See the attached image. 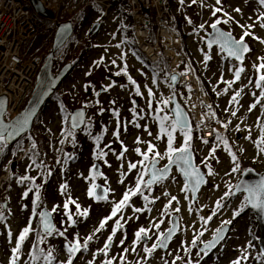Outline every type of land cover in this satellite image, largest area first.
Masks as SVG:
<instances>
[{
	"label": "rangeland",
	"instance_id": "rangeland-1",
	"mask_svg": "<svg viewBox=\"0 0 264 264\" xmlns=\"http://www.w3.org/2000/svg\"><path fill=\"white\" fill-rule=\"evenodd\" d=\"M169 2L177 16L183 48L194 68V76L199 79L201 92L212 98L213 109H207L208 114L215 113L214 117L211 115L212 121L217 118L222 125H228L227 128L223 126L222 136L228 140L229 146L237 155L240 171H231L234 164L223 143L217 144L213 135V139L205 144L202 133L196 131L192 133L191 150L195 166L203 170L207 182L195 199H192L189 191H184L185 181L181 174L173 169L166 180L157 182L150 189L144 188L142 184L143 195L138 193L131 196L121 212L108 220L99 232L95 231L100 223L111 215L112 208L123 199L124 193L135 188L141 173L146 183L147 167L155 152L160 153L162 157L159 158L158 168L168 163L167 136L160 133L158 117L172 118V94L164 75L154 72L129 46L126 36L129 24L122 13L116 11L114 18H108L110 26L95 37H90L87 26L96 12L87 8L86 16L79 25L76 38L69 44L65 58L71 62L76 61L77 68L58 88L61 102L50 100L37 122L38 133L43 138L42 147L36 138L32 141L26 135L21 143L15 145V152H9L2 159L0 212L3 213L4 219L0 220V264H11V250L25 227H29L30 231L18 253V264H45L43 259L32 260L35 252L33 245L37 244L39 249L45 251L53 249L55 257L52 264H67L69 256L66 244L79 240L82 245L89 236L93 239L88 242V250L72 257V264H106L109 259L113 260V264H172L176 252L182 258L176 260V264H187L188 260H191L192 264H232L245 249L249 258L243 261V264H261V261L256 259L260 254L259 233L253 213L245 207L244 211L233 219V213L245 203L242 193L225 198L224 207L207 225L200 217L207 218L212 214L216 202L224 193L233 191L244 169L252 168L260 174L264 173V154L258 153L254 144V141L260 138L259 123L264 121V101L256 109L248 110L260 94V90L255 88V81L260 74H264V71L258 73L254 67L264 62V29L259 27L258 20L264 12V6L259 5L258 0H222L223 10L233 17L234 21L218 26L239 39L244 31L239 25L254 24L250 30L252 35L245 37L250 52L245 61L239 64L227 59L219 49L208 48L204 44L211 24L217 19H226L222 12H218L216 16L212 15L213 7H220L216 5V0H203V5L199 0L195 4L192 0H184L183 5L179 0ZM120 4L123 15L129 16L130 10L126 2L121 0ZM236 8L241 9V12L234 11ZM60 22H65V19H60ZM201 24L204 25L203 28H200ZM84 40L83 44L77 45ZM205 55L211 57L206 64ZM101 58L102 63L97 64ZM113 60L115 64L112 63ZM125 67L127 75L124 72L119 76L115 75ZM238 67H243L245 71L241 74V79L229 88L226 81L235 80L234 71ZM129 77L135 84L131 83ZM137 88L139 95L136 93ZM149 89L153 93L151 97L148 95ZM241 90L239 104H230L232 95ZM253 93H256V96H253ZM177 96L180 103L185 105L182 95ZM166 100L169 102L163 103ZM76 108L86 110L87 128L78 134L72 132L71 136H66L65 133L71 131L68 126L70 111ZM232 111H237L235 117L231 116ZM170 122L171 120L166 123ZM237 125L240 126V131L236 130ZM249 133L251 139H245ZM96 137H100L99 141ZM174 137L173 147H181L184 143L182 133L177 130ZM149 145L153 147V152H149ZM214 146L215 158L208 159V163L211 164L215 175L208 176L205 159L209 157ZM137 148L140 149L139 152L136 151ZM101 151L105 154L97 159ZM145 156L148 157L147 160ZM93 162L100 165L99 176L90 170ZM37 164L41 166L37 167ZM129 164H136L137 167L129 169ZM24 176H28L29 180L21 183L20 180ZM97 184L104 188L105 200H97L93 195H89V190H93V185ZM62 185L67 186L66 190L61 188ZM37 186L41 196L38 206L34 204ZM24 193L28 194L25 196ZM144 196L152 202L147 205L151 210L134 212V208H145ZM172 196L177 198L176 201H171ZM69 200L75 203H69L65 209L64 204ZM76 204L80 205L81 212L87 210L88 215H78ZM42 208L51 213L57 231L47 237L43 236L40 229L39 213ZM69 215L72 220L68 219ZM174 216L177 218V232L168 248L165 251L157 248L148 256L143 249L151 248L152 244L158 242L160 233H165L171 227L170 220ZM118 219L123 228L117 230L112 246L105 255L100 249L112 234ZM225 220H232L227 227L225 238L216 249L204 255L199 251V247L213 239L215 230ZM141 227L148 232L146 245L142 241H135V233ZM200 231H203L204 235L199 236L197 245L193 246L191 241ZM59 232L64 235H59ZM122 239L123 245L120 244ZM133 247L136 251H132ZM125 248L128 249L127 253L124 252ZM121 254L124 256L123 261L120 259Z\"/></svg>",
	"mask_w": 264,
	"mask_h": 264
},
{
	"label": "snow or ice",
	"instance_id": "snow-or-ice-1",
	"mask_svg": "<svg viewBox=\"0 0 264 264\" xmlns=\"http://www.w3.org/2000/svg\"><path fill=\"white\" fill-rule=\"evenodd\" d=\"M179 2L181 5L184 4V0H179ZM197 2H198V0H192V3H194V4ZM199 2L201 3V5H203V0H199ZM258 2H259V5L264 6V0H258ZM216 5H220V7H213L212 15L216 16V14L218 12H222L223 16L226 17V19H224V20L217 19L214 23L211 24V28L213 29V33H214L215 38L213 40L208 41V47L211 48L213 43L219 44L220 50L222 52H226L228 57L234 58L236 61L243 63L244 58H245V53L250 51L248 44L245 42V37L252 35L250 30L254 27V24L239 25L242 29H244L243 35L239 39H235L231 32H223V31H220L218 29L217 26L219 24H221V23L227 24V23L233 22L234 18L231 17L226 11L223 10L222 0H216ZM234 11H236L237 13H240L241 9L236 8V9H234ZM258 20H259V27L264 29V12H262L260 14V16L258 17ZM189 23H191L190 20H189ZM236 23L238 24L239 22L236 21ZM203 27H204V25L201 24L200 28H203ZM117 47H119V45H117ZM210 58L211 57H209L208 55H205V57H204L205 64L207 63V61ZM102 61H103V58H101V61H97L96 63L99 64V63H102ZM112 63L115 64V60H113ZM254 67L256 68V71L258 73H260L261 71H264V62L260 63L259 65H254ZM244 71H245V69L243 67L235 68V71H234L235 80L234 81H226L229 88H231L233 83H235L236 81H239L241 79V74ZM121 72H124V74L127 75L126 67L124 69H121V71H118L117 73H115V75L119 76L121 74ZM180 75H184V73H181ZM170 79L172 82H175L177 77H176V75H173V76H171ZM129 80L131 81V83L135 84V81H132L131 77H129ZM153 82L155 83V81H153ZM250 83H251V81H250ZM255 88L260 90V94L256 98L255 102L250 104L249 109H248L249 111L256 109L257 106L262 105V101H264V74H260L258 79L255 81ZM225 91H227V89H225ZM241 92H242V90L235 92V94L232 95L229 103L232 105H238L239 104V98L241 97ZM136 93H137V95H139V88H137ZM97 95H99V93H97ZM148 95L150 97L153 95L151 89L148 90ZM253 96H256V93H253ZM168 102L169 101H167V100L163 101V103H165V104H167ZM205 107H207L209 110H211V105H206ZM262 109H264V105H262ZM226 111H227V109H226ZM175 112H176V114H175L174 118H170L168 116L158 117L159 123H160V133H161V135L167 136V153H166V155L168 157V165H166L164 168H157L156 165L159 162V158H162V157H160V153L155 152L154 157L150 162V168H149V171L151 173V178L149 180H147V182L145 183L144 179H143V173H141L140 177L137 179L135 188L129 189L127 192L124 193L123 199H121L118 203H116L114 205V207L112 208L111 215L109 217L105 218L100 223L99 228H97L95 231L99 232L101 229H103L105 227V224L107 223L108 220H111L113 217H115L117 215V213L121 212L122 209L127 206L128 201L130 200L131 196H135L138 193L143 195V189L141 187L142 184H143L144 188L150 189L153 184L165 179V177L168 174L170 165H173V164L176 165V167L179 168L181 173L183 174V176L185 178L184 191H186V192L190 191L193 193V195H195V193L200 189L201 185L205 183V179H204L205 174L202 173L200 171V169L193 164L192 151H191L192 130L189 127L187 119L184 116V114L181 112L178 105L175 109ZM117 115H118V113H117ZM211 115L214 117L215 113H211ZM236 115H237V111L231 112L232 117H235ZM83 116H84V113L81 111V112H78L74 117H72L71 128L73 130L76 129L80 124L85 123V121L83 120ZM28 119H29V116L26 115L22 121H17V123L15 125H10L8 127L0 128V154H2L4 149L7 147L8 140L11 138H14L15 136L19 135L21 131H23V129L26 127V125L28 123ZM66 119H67V117H66ZM169 120H171V122L166 123ZM229 123H230V121H229ZM136 126L139 127V125H136ZM223 126L225 128H227L228 125L225 124ZM259 128H260V138L256 141H254V144L258 150V153L264 154V121H261L259 123ZM177 130H179L182 133V135L184 136V143L181 147H178V148L173 147V143H174V139H175L174 133ZM236 130L240 131L239 125H237ZM72 134H73L72 131H68L67 133H65L66 136H71ZM116 135H118V132L116 133ZM96 139H97V141H99L100 137H96ZM215 139L217 141V144L223 143L224 149L230 155L231 160L234 164V167L231 169V171L233 173L240 171V164L237 160V155L232 151V148L229 146L228 140L225 139L219 133L216 134ZM245 139H249V140L251 139L250 133H249V136L245 137ZM61 143H63V141H61ZM203 143L208 144L209 142L207 140H204ZM33 148H35V144H33ZM148 150H149V152L154 151L153 147L151 145H149ZM136 151L139 152L140 149L137 148ZM240 151H243V149H240ZM215 152H216V147L214 146V147H212V149L209 153V157L205 159V165L208 168V171H207L208 176L215 175L211 164L208 163V159L215 158ZM104 154L105 153L102 151L99 152L97 159L102 157ZM147 159H148V157L145 156V160H147ZM217 162H219V161L217 160ZM34 163H35V161H34ZM36 166L40 167L41 165L37 164ZM128 167H129V169H135L137 167V165L136 164H129ZM48 174L50 175L51 173H48ZM28 180H29V177L24 176L21 178L20 182L23 183L24 181H28ZM122 182L123 181H121V183ZM95 187H96V185H93V189ZM236 187H237V189L243 188V190L248 193V196L245 198V203L240 206L239 210H237L233 213V219H235V217L239 216L241 214V212L244 211L245 207H247L248 205H251L253 208L259 209L261 212H264V178H262L261 181L255 185H244V186L237 185ZM61 188L66 190L67 186L62 185ZM31 190L32 189L30 186L29 191H31ZM27 194L28 193H24L25 196ZM89 195L90 196L95 195V193L92 189L89 190ZM165 195H167V193H165ZM232 195H235V193L231 192V191L225 192L224 196L221 197V199L216 202V205L212 211V214L209 215L207 218L201 216L200 217L201 221H203V223L205 225H207V223L209 221H211L214 216L217 215V212L221 208L224 207L223 201L225 200V198L232 196ZM99 198L105 199L106 197L100 196ZM143 199L145 201V208L144 209L134 208L133 209L134 212H141L143 210H147V211L151 210L150 208L147 207V205L149 203H152V202L149 201V198L147 196H144ZM176 199L177 198L175 196L171 197V201H176ZM40 200H41L40 191H39V187L37 186L36 198H35L34 204H36L38 206ZM69 203H75V202L71 201V200L66 202L64 204L65 209L68 208ZM177 203H178V201H177ZM55 210L56 209L54 208L53 211H55ZM76 210H77V214L80 216H87L88 215L87 210H84L83 212L80 211V205L79 204H76ZM176 211L178 212L179 208H177ZM189 211H191V209H189ZM39 215H40L41 221L44 225L43 236L47 237V236L52 235L56 230L54 229V227L51 223V220L49 219L50 214L47 212H41V213H39ZM3 219H4V215L2 212H0V220H3ZM68 219L72 220V216L69 215ZM73 223H75V221H73ZM231 223H232V220L223 221L221 223L220 227H218L215 230L216 234L213 237V239L211 241L205 243L203 245V247L200 249V252L203 253L204 255H207L208 251L210 249L214 248L216 246L217 242L224 239V236L221 235V233H223L224 230ZM154 226L158 227V225H154ZM122 228H123V224H121L119 219L116 220L115 221V227L112 229V234L108 237L107 242L104 244L103 248L100 249V252L107 255L108 250L112 246L113 237L116 235L117 230L122 229ZM29 231H30V228L25 227L23 229V231L19 234V237H18V240L16 241L15 247H13L11 250L12 251L11 264H16L17 259H19L18 253L20 252L21 246L24 243ZM175 231H176V226L174 224L173 227L169 228L166 233H164V232L160 233V237H159L157 243L152 244L151 248L145 247L143 249V251L148 256H151V254L157 248H167L168 242L172 238ZM58 234L61 236L64 235L63 232H59ZM8 235H9V238H11L10 232L8 233ZM203 235H204V232L200 231L198 236L191 241L192 245L196 246L198 243L199 236H203ZM147 238H148V232L143 227H141L135 233V241H142V240H145ZM92 239H93V237L89 236L86 240H84L82 245H81L79 240H77L75 242H69L68 244H66L65 248H66V251H67L68 256H69V259L67 260V264H72V257H74L78 252L87 251L88 250V242ZM120 244L121 245L124 244L123 239L120 241ZM33 248L35 249V252L32 255L33 261H38L40 259H43L45 261V264H52V260L54 259L53 249L49 248L47 251H45L43 249H39L38 244L33 245ZM132 251H136L135 247L132 248ZM124 252L127 253L128 249L125 248ZM185 252L187 254V250H185ZM248 258L249 257L247 254V250L245 249V251L241 253V256L236 261H233L232 264H243V261H246ZM120 259L123 261V259H124L123 254H121ZM179 259H182V258L180 256H177L172 261V264H176V260H179ZM256 259L261 261V264H264V252H261L256 257ZM106 264H113V260L112 259L107 260ZM137 264H139V262H137ZM165 264H167V262H165ZM187 264H192V261L188 260Z\"/></svg>",
	"mask_w": 264,
	"mask_h": 264
},
{
	"label": "built area",
	"instance_id": "built-area-1",
	"mask_svg": "<svg viewBox=\"0 0 264 264\" xmlns=\"http://www.w3.org/2000/svg\"><path fill=\"white\" fill-rule=\"evenodd\" d=\"M43 7L52 14L48 23H44L30 8V0H0V96L6 98V115L13 116L21 108L27 92L33 83V77L48 49L54 25L60 16L75 13L88 3L103 9L108 16L112 1L115 0H41ZM130 10V21L134 41L139 50L150 62H155L163 52L168 58L170 74L179 76L178 86L181 91L190 89L186 97L189 108L194 101L199 112L204 111V101L200 97L194 71L181 50V39L174 30V16L168 0H125ZM152 10L157 18L154 42L149 43V20L146 16ZM166 32L171 38L167 45L163 38ZM184 68L188 71H185ZM184 73V75H180ZM208 109V108H207ZM191 112V111H190ZM206 123H202V132L209 135L211 116L204 113ZM216 127V126H215Z\"/></svg>",
	"mask_w": 264,
	"mask_h": 264
},
{
	"label": "water",
	"instance_id": "water-1",
	"mask_svg": "<svg viewBox=\"0 0 264 264\" xmlns=\"http://www.w3.org/2000/svg\"><path fill=\"white\" fill-rule=\"evenodd\" d=\"M31 5L33 8V11L39 17L50 18L51 14L44 10V8H43V6L39 0H31ZM217 27L220 31L227 32V31L223 30L220 26H217ZM97 30H98V24H94L89 31L90 35H92V36L95 35ZM72 32H73V27H72V24L70 21L60 23L57 25L56 30L54 32L51 49L46 54V56L44 57V60H43L41 66H40V68H39V70L35 76L34 85L31 89L30 95H29L23 109L17 115H15L13 118H11L8 121L4 120V114H5V110H6V98L4 96L0 97V128L8 127L10 125H15L17 123V121H22L26 115L29 116L28 123H27L26 127L23 129V131L20 132L19 135L15 136L14 138L9 139L7 146L13 145L22 136H24L25 134H27L31 131L32 124H33L36 116L40 113V111L43 110L46 103L49 101V99L51 98L53 93L56 91V89L61 85V83L72 72L73 67H72L71 63H67V64L63 65L56 74H53V71H52L53 58H54L55 52L57 50H59L66 43V41L72 35ZM214 38L215 37H214L213 29L210 28V31L206 34L205 39H204V43L206 44L207 47H208V41L213 40ZM212 47H217L218 49H220L219 44H216V43H213ZM222 53H224L227 56L226 52H222ZM248 53L249 52L245 53V56ZM228 58L231 60H234L235 62H237L239 64H241V62L236 61L234 58H230V57H228ZM244 60H245V58H244ZM171 76H173V75H171ZM171 76H170V78H171ZM175 83H176V81L172 82L170 79V85L172 88L174 87ZM177 105L179 106L181 112L186 117L188 125L192 130V125H191L189 115L187 114V112L185 111L183 106L178 102L177 97L175 95H173L171 100H170V113L172 115V118H174V116L176 114L175 109H176ZM81 111L84 113L83 120L85 121V119H86L85 109L76 108L70 112L68 124H69V128L73 132L80 130L84 126V123H82L74 130L71 128L72 117H74L78 112H81ZM192 158H193V164L195 165L193 153H192ZM156 167H157V165H156ZM173 167H175L176 170L183 176L180 169L177 168L176 165L173 164V165L169 166V171H168V174L165 177V179L169 176L171 169ZM149 168H150V164H149L148 170H147L148 176H149L148 180L151 178V173L149 171ZM200 171L203 173V171L201 169H200ZM91 172L95 175H100V166L97 163H93V165L91 167ZM183 178H184V176H183ZM262 178H264V173L260 174L252 168H247L243 171L237 185H241V186L255 185L258 182H260ZM204 179H205V183H206V177L205 176H204ZM205 183L201 185L200 189L205 185ZM200 189L195 193V195H193V193L190 192L193 199L196 198ZM93 191L95 193V195H93V196L97 200H104V199H100L99 198L100 196L106 197L105 190L101 185H96V187L93 189ZM232 192L235 193L234 196L238 195L239 193H243L245 198L248 196V193L246 191H244L243 188L237 189V187H235ZM247 209L249 211H251L255 217V221H256L257 229H258V233H259L258 246L260 249V253L264 252V212H261L259 209L253 208L251 205H248ZM41 212H47L50 214L49 219L51 220V223L55 229V224H54V220H53L51 213L49 211H47L45 208L41 209L40 213ZM174 224L176 226V231L173 234L172 238L175 236V234L177 232V218L176 217L171 218V228L173 227ZM40 229L44 232V225L41 221V217H40ZM227 229L228 228H226L224 230V232L221 233V235H223L224 238L227 234ZM172 238L169 240L168 245L170 244ZM142 241H143V244L146 245L148 243V238L145 240H142ZM221 241L217 242L216 246L214 248L210 249V251L216 249ZM203 245L199 247V251L203 247ZM160 249L162 251H165L167 248H160ZM80 253L81 252H78L75 256L79 255ZM16 264H18V261H16Z\"/></svg>",
	"mask_w": 264,
	"mask_h": 264
},
{
	"label": "trees",
	"instance_id": "trees-1",
	"mask_svg": "<svg viewBox=\"0 0 264 264\" xmlns=\"http://www.w3.org/2000/svg\"><path fill=\"white\" fill-rule=\"evenodd\" d=\"M83 15H84L83 12H79L75 16V18H71V22H72L73 27H74V32H73L71 38L67 41V43L55 53L54 59H53V69H58L61 66V64L63 63V57L65 56V53H66L67 48H68V45L76 37V34H75L76 33V28L80 24V22H81V20L83 18ZM151 22H152V24H154V22H155L154 18H151ZM73 64H74L73 66L76 65V63H73ZM151 67H152L153 71H155V72H159L161 70V68L166 70V59L163 56H161L160 61L158 63L152 65ZM51 100H55V101L57 100V101L61 102V96H60L59 91H56L53 94V96L51 97ZM38 119H39V114L37 115L36 119L34 120V123H33V126H32V132L27 134V137L31 138L32 141L34 140V138H36L38 140L39 146L42 147L43 138L41 137V135L38 133V130H37ZM194 132H196V126H194V128H193V133ZM15 149L16 148H13V146H7L4 149L3 153L0 154V167H1L2 159H3L4 155L8 154L11 151L15 152ZM55 232H57V231H55ZM84 253H86V251H81V254H84Z\"/></svg>",
	"mask_w": 264,
	"mask_h": 264
},
{
	"label": "bare ground",
	"instance_id": "bare-ground-1",
	"mask_svg": "<svg viewBox=\"0 0 264 264\" xmlns=\"http://www.w3.org/2000/svg\"><path fill=\"white\" fill-rule=\"evenodd\" d=\"M163 38H164V41H165V43L167 45L171 44V38L169 37V35L166 32L163 33ZM196 89H198V87ZM200 97L203 99L204 104H205L203 113L199 112L196 109V105L194 104L193 100H191V102L189 104V108H190L191 114H192V116L194 118V121H202V123H206L207 117L204 116V113L207 112L208 110H207V107H205V106L206 105H211V109H212L213 108V104H212L211 99H210L208 94L202 93L200 95ZM210 116H211V113H210ZM214 120H217V118H215ZM222 128H224L222 124L218 125V129H222ZM177 256H179L178 252H176L173 255L174 258H176Z\"/></svg>",
	"mask_w": 264,
	"mask_h": 264
}]
</instances>
